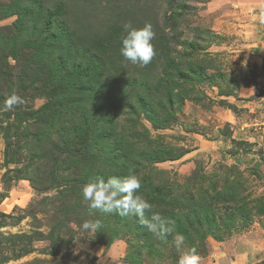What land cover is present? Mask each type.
<instances>
[{
  "label": "rangeland",
  "instance_id": "374dc122",
  "mask_svg": "<svg viewBox=\"0 0 264 264\" xmlns=\"http://www.w3.org/2000/svg\"><path fill=\"white\" fill-rule=\"evenodd\" d=\"M53 1L67 4L61 17L78 42L75 54L95 59L101 69L104 88L86 114L91 116L96 104L103 110L117 106L106 129L127 136L120 144L125 160L140 177L150 176L173 195L167 202H150L140 190L152 205L146 217L159 213L183 221L190 234L177 250L176 228L163 239L148 232L136 246L128 241L137 240L129 232L119 239L107 228L93 233L81 227L102 215L83 202L82 186L122 173L101 157L97 176L89 178L90 169L64 164L67 152L61 150L76 148L60 139V129L43 140L42 123L30 113L47 103L42 88L51 63L43 60L40 77L33 80L37 61L25 65L20 56L34 48H21L17 57L8 54L10 39L20 44L27 29L16 27L17 13L4 12L18 0H0V264H134L132 254H139V264H178L192 249L191 239L199 264H264V0H44ZM126 22L153 26L156 55L147 66L120 54ZM162 36L172 38L171 56L189 79L182 95L171 99L157 84L163 74ZM201 65L207 78L199 80ZM11 95L23 103L4 110ZM16 111L29 114L21 125ZM97 150L87 144L82 152ZM101 152L107 156L109 149ZM232 187L234 200L216 195ZM204 198L213 206L206 220L198 205ZM104 219L114 224L113 213Z\"/></svg>",
  "mask_w": 264,
  "mask_h": 264
},
{
  "label": "trees",
  "instance_id": "16d2710c",
  "mask_svg": "<svg viewBox=\"0 0 264 264\" xmlns=\"http://www.w3.org/2000/svg\"><path fill=\"white\" fill-rule=\"evenodd\" d=\"M4 12L8 16L17 13L19 17L15 22L16 27H26L27 29L26 35L24 34V40L20 44L16 42L14 37L11 39L10 36L5 37V40L9 41L10 39L12 41L10 47H7L8 54L17 57L16 55L21 48L23 49L26 46L34 48L32 53L28 55L26 53L21 54L20 56L25 65H30L32 62L37 61L38 67L32 74L34 76L33 80L40 77V63L43 60H50L51 63L47 77L43 78L42 89L47 98V103L37 109H32V114L29 112L37 122L42 123L40 135L43 140L45 141L47 138L49 141L52 139L53 131L57 128L60 129V139L66 145L74 146L77 149L64 148L61 150V152H67L66 158H64V164L68 165L70 163L71 166L77 165L87 171L90 169L88 172L89 178L97 176L99 165L96 164V160L101 157L108 163V167L116 168L118 172L122 173V176L126 175L132 167L125 160L127 157L123 153L126 152L124 145L120 146V144L127 139V136L117 132L111 133L114 128L106 129L107 124L111 125L114 123L115 115L113 114V110L117 106L113 105L103 110L96 104V107L92 110V115L86 114L89 102L91 100L96 102L98 100L96 95L103 91L104 87L101 82L102 73L100 67L96 65L97 61L95 62V59L91 58L83 61L78 54H75L77 52L74 49L77 47L78 42L74 39V33L71 32L69 24L61 17L67 13V4L64 1H53L50 4H46L44 0H18L16 5L7 7ZM29 14H31L29 18L24 20L23 17H28ZM164 39H166L164 47L158 50V55L162 57L163 74L158 79L157 84H161L164 92L171 99V97H179L182 95L181 91L186 90L185 84L189 79L185 78L187 75L183 73V69L176 62L175 57L171 56L169 42L172 38L170 36H162L160 41H164ZM79 45L82 48L85 47L80 43ZM67 66L72 67L67 69ZM205 68V66L201 65L197 69L198 73L196 77L199 80L207 78ZM210 78L213 77L210 76ZM133 81L136 82V79H129L127 84ZM146 83L154 84L155 80L146 79ZM139 100H141L143 106L147 102L142 100L141 97ZM26 113L28 114V112ZM26 113L21 111L15 112L14 117L20 125L27 119ZM148 116L155 123L156 118L149 114ZM87 144L93 147L97 146L98 150L91 155L89 153H83L82 151L87 147ZM99 148L102 150L109 149V154L104 156ZM160 153L162 151L158 152L159 155ZM149 177L145 176L142 178V187L140 190L145 191L149 195L150 202H167V200H173V195L168 194L167 190L155 184ZM99 178L97 176L96 179ZM233 189L232 187L231 189L223 190L216 195L225 196L226 198L234 200L236 192ZM216 195H211L210 198H214ZM206 201V198H204L198 202V205L206 211L205 220L209 219L207 213L211 215L213 212V206ZM232 207L229 208V210L232 209L231 213L235 209ZM193 209L195 212L199 211L196 207ZM106 214L102 212V215L96 219L101 221V229H109L111 231L112 237L122 239L126 236L124 233L129 232L130 237L136 238L137 240L136 242L128 241L130 244L136 243V246H140L138 241L140 242L142 239L144 241V237H149L147 229L140 223L138 217H122L119 214L113 213L114 224H110L105 222L104 217H106ZM198 217L200 215L196 218ZM174 222L173 227L176 228V231L188 238L190 233L185 227L186 224L184 225L183 221L178 220ZM128 225H130V228L126 232H121L120 228ZM190 237L192 238L191 235ZM191 242L192 249L197 250L194 240L191 239ZM134 250L139 251L136 248L132 249V251ZM131 257L134 260L132 263L139 264V254H132Z\"/></svg>",
  "mask_w": 264,
  "mask_h": 264
},
{
  "label": "clouds",
  "instance_id": "9594fccd",
  "mask_svg": "<svg viewBox=\"0 0 264 264\" xmlns=\"http://www.w3.org/2000/svg\"><path fill=\"white\" fill-rule=\"evenodd\" d=\"M125 35L121 39L120 54L134 65L147 66L156 55L153 44L155 32L151 23L146 22L142 27H134L130 22L123 25ZM23 103L18 95H11L5 101L4 110H11L15 105ZM142 177L133 169H129L126 175L112 176L107 180L99 178L92 180L81 188V196L84 203L90 209L103 213H116L122 217L136 216L140 223L157 239H163L174 232V221L163 217L159 213H153L146 217V211L152 208L151 203L140 194ZM102 224L99 219L86 220L81 227L85 231L97 232ZM185 238L176 233L174 244L177 250H182ZM199 256L195 249L184 251L178 264H199Z\"/></svg>",
  "mask_w": 264,
  "mask_h": 264
}]
</instances>
